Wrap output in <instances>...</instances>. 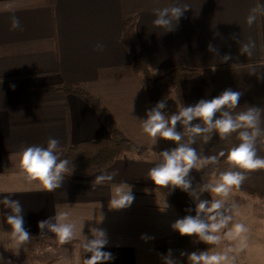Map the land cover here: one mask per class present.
Wrapping results in <instances>:
<instances>
[{
  "label": "crops",
  "instance_id": "1",
  "mask_svg": "<svg viewBox=\"0 0 264 264\" xmlns=\"http://www.w3.org/2000/svg\"><path fill=\"white\" fill-rule=\"evenodd\" d=\"M257 3L264 0H0V199L7 196L21 202L24 227L32 235L15 254V243L6 238L7 210L0 205V264H83L90 257L83 251V236L91 239L92 228L107 234L103 251L111 252L114 259L106 264H165L168 253L158 251L157 243L179 235L171 225L186 215L194 216L197 201L180 188L155 186L148 178L149 170L161 162L159 153L176 144L158 138L153 145L142 131V121L152 109L151 80L134 70L121 42L123 22L137 16L138 48L146 54L153 77L180 66L198 71L182 81L173 99L179 111L232 89L242 93L239 107L232 110L235 114L248 106L264 108V16H258L251 27L245 22ZM176 4L189 8L174 30L154 26L155 10ZM13 15L21 23L16 30L11 29ZM234 34L241 43L255 42L251 56L240 54ZM98 43L102 51L96 50ZM209 43L219 55L207 50ZM225 54L232 59L223 63L220 57ZM65 84L97 100L122 135L144 151H123L109 167L88 177L65 178L60 188L49 192L24 178L17 153L28 146L46 147L49 138L58 139L64 153L69 144L111 137L93 107L77 94L57 89ZM239 142L238 133L224 140L214 133L208 143L198 137L193 147L202 156L220 158V151L227 157ZM257 155L264 157V138L257 141ZM218 162L221 167L208 183H216L220 171L238 170L231 166L223 171ZM105 172H115L114 180L92 187L95 176ZM244 175L246 180L227 198L228 204L237 205L232 220L218 233L229 243L225 249L217 244L209 248L230 250L234 264L264 261V169L244 171ZM195 178L190 172L193 189L200 185ZM122 182L133 186L135 200L128 208L110 210L111 187ZM206 200H211L207 192ZM165 203L168 207L161 212L159 207ZM57 206L71 213L78 230L83 224V236L61 244L47 230L41 235L38 222L54 216ZM237 223L247 231L228 236ZM191 238L196 244L204 243ZM47 251H52V258L35 257ZM171 258L176 264H188L184 256L172 253Z\"/></svg>",
  "mask_w": 264,
  "mask_h": 264
},
{
  "label": "clouds",
  "instance_id": "2",
  "mask_svg": "<svg viewBox=\"0 0 264 264\" xmlns=\"http://www.w3.org/2000/svg\"><path fill=\"white\" fill-rule=\"evenodd\" d=\"M188 5H172L155 10L153 24L166 31L174 30L176 23L188 10ZM258 16H264V3H257L249 10L245 18L246 24L251 27ZM21 27L18 17H11V29L16 30ZM219 35V33H217ZM239 44L240 54L251 56L255 48L254 41L241 43L240 39L233 35ZM96 50L102 51L103 45L98 43ZM207 50L215 55H219L218 49L209 43ZM223 63L232 59L231 54L220 57ZM242 93L232 89L224 90L220 95L210 100L201 99L194 106H183L178 113L165 114L167 100L162 99L157 102L154 108L147 111V119L142 121V131L149 137L155 145L158 138L171 141L176 147L160 152L161 162L148 172V178L155 186L180 188L187 192L194 201H197L195 215H186L177 219L171 228L181 236L196 237L207 245H214L220 242L222 229L227 227L232 220V211L237 207L235 203L228 204L227 198L233 188H239L246 180L244 171H254L264 169V157L257 155V141L264 138V128L261 127V116L264 108L248 106L245 110L233 114L234 109L239 107ZM217 114L219 117L217 118ZM199 123L193 124V121ZM181 125L183 131H177V125ZM217 134L221 140L226 139L232 133H238L239 143L227 152V160L233 169L221 172L216 183H203L195 189L189 179L190 171L200 170L203 167L218 163V156H202L193 145L197 138H201L204 143L212 139L213 134ZM19 168L24 178L38 187L52 192L62 186L66 174L69 172L70 161L61 159L63 149L60 141L56 138H49L45 146L33 145L23 148L17 153ZM224 151L219 152V157L225 156ZM72 171V170H71ZM115 172H105L95 176L92 187L104 185L114 180ZM132 185L122 182L113 184L110 191L109 209H125L132 205L135 196L132 193ZM147 192V189L144 190ZM207 192L211 195V200H201L200 195ZM0 205L7 211L4 212L6 222L10 226V232L6 238L16 245V252L24 248L32 235L24 227L23 206L19 200L4 197L0 199ZM101 207V205H100ZM159 207V206H158ZM165 205L159 210L167 209ZM187 211H191L188 209ZM101 215L100 222L103 221ZM234 231L227 233L228 236L240 235L247 231L242 223L234 226ZM41 235L47 232L55 234L61 244H66L78 236L82 235L83 224L77 229V223L71 219V213L64 210L63 206H57L55 215L38 222ZM92 238L83 236L82 248L84 253H90V257L83 260V264H106L113 260L111 252L103 251L108 244L107 234L103 229H90ZM142 239H147L143 236ZM229 251L212 252L210 250L202 252H192L188 254V264H228L230 260ZM185 253H181V256ZM165 264H176L171 258V252L164 257ZM11 264V261L5 262Z\"/></svg>",
  "mask_w": 264,
  "mask_h": 264
},
{
  "label": "trees",
  "instance_id": "3",
  "mask_svg": "<svg viewBox=\"0 0 264 264\" xmlns=\"http://www.w3.org/2000/svg\"><path fill=\"white\" fill-rule=\"evenodd\" d=\"M136 22L137 16L124 20L121 42L129 52L134 70L141 74L146 80H151L148 95L151 108H154L157 102L166 98L169 88L173 87L178 95V93H180V85L182 81L196 76L198 71L180 66L167 71L161 76L153 77L148 66L146 54L138 48L135 34ZM57 89L64 92H73L80 96L96 110L111 134L110 138L69 144L61 156V159H67L70 161L69 172L71 173L66 174L65 178L74 179L76 177H88L94 172L112 165L121 156L123 151H135L137 153L144 151L142 147H139L122 135L106 110L102 108L98 101L87 92L72 84H65ZM164 111L166 116L178 113L179 109L176 101L173 99L167 100V107ZM177 131H183L182 126L179 124L177 125ZM218 160L221 161L223 165V171L231 167L227 157H220ZM189 245L187 238L179 234L159 241L156 248L160 252H171V254L181 255L182 252L186 254ZM174 247H179L178 250L181 249L182 252H173ZM183 256L185 257V255Z\"/></svg>",
  "mask_w": 264,
  "mask_h": 264
},
{
  "label": "rangeland",
  "instance_id": "4",
  "mask_svg": "<svg viewBox=\"0 0 264 264\" xmlns=\"http://www.w3.org/2000/svg\"><path fill=\"white\" fill-rule=\"evenodd\" d=\"M176 95L177 94H176L174 88L173 87L172 88H169V92L166 95V98L165 99L166 100L176 99V97H177ZM220 167H221V164H220V162H218L216 164L207 165V166L203 167L200 170L193 169L190 172L193 173V175L196 177L195 179H197V181L199 180L200 185H202L203 183H208L209 176L215 174ZM220 173H221V171H220ZM204 196H205V199H204ZM200 198H201V200H202V198H203V200H206V192L202 193ZM185 237L187 238V241H189V244H190L189 247H188V250H187V252L185 254V258H187L188 254H190L192 252L207 251V250H209V248L211 246V245H207L205 243H198V244H196L191 237H189V236H185ZM220 238H221V236H220ZM228 243H229L228 240L222 237L220 239V242L217 244V246L220 249H225L227 247V244ZM178 248L179 247H174L173 252L174 251H176V252H179V251L182 252V250L181 249L178 250ZM210 251H212V252H219L218 250H210ZM53 255L54 254L52 253V251H50V252L47 251V252H44V253H41V254H35V257L36 258H39V259H41L43 261H46L49 258H52ZM235 260H236L235 258H232V256H230V263L229 264H232V263L234 264ZM263 263H264V261L261 260V259H258L256 261L254 260V264H263Z\"/></svg>",
  "mask_w": 264,
  "mask_h": 264
}]
</instances>
